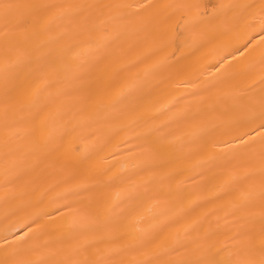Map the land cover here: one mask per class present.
<instances>
[{"label":"snow or ice","instance_id":"obj_1","mask_svg":"<svg viewBox=\"0 0 264 264\" xmlns=\"http://www.w3.org/2000/svg\"><path fill=\"white\" fill-rule=\"evenodd\" d=\"M13 7L27 10L17 28L55 9L59 12L46 20V30L56 21H68L67 30L54 41L17 47L14 59L10 55L13 49L0 55V112L6 117L19 114L30 126L34 167L59 164L71 170L77 181L70 190L74 199L63 210L73 218L70 235L74 243L69 258L35 255L36 248L28 246L29 225L19 240L13 237L10 242L4 237L0 264H264V0H247L243 5L211 0H168L163 4L119 0L67 7L0 3V15L7 18ZM237 7L243 9L248 28L243 47L225 51L211 66L218 71L227 65L222 79L193 95L211 93L259 68L258 78L232 105L247 110L249 132L223 139L229 131L207 119L220 110L214 103L153 125L173 113L184 99L168 101L166 93L171 87L190 83L182 78L190 68L186 50L200 51L214 44L224 34L221 21ZM101 8L115 12L104 22L103 31L109 34L98 40L91 20ZM161 12L162 22H173L169 29L155 48L129 59L135 50L131 37L139 35L138 26L154 22ZM239 56L253 60L244 69L229 72ZM102 127L117 134L130 131L133 139L123 143L139 142L129 150L142 156L132 170L116 171V164L107 163L118 162L115 151L100 157L111 143V138L98 135ZM85 129L87 135H83ZM69 138L84 142L83 149L80 143L71 149L78 154L76 158L67 157ZM176 146L181 158L195 160L199 171L193 179L204 180L217 199L230 198L232 215L241 229L235 237L237 247H216L209 243V234L189 239L192 232L188 229L183 239L173 238L172 229L180 221L168 216L167 200L150 195L148 185L137 181V177L167 167L171 161H165L163 154L172 149L174 155ZM21 178L6 173L7 184ZM190 251L192 255L186 256Z\"/></svg>","mask_w":264,"mask_h":264},{"label":"bare ground","instance_id":"obj_2","mask_svg":"<svg viewBox=\"0 0 264 264\" xmlns=\"http://www.w3.org/2000/svg\"><path fill=\"white\" fill-rule=\"evenodd\" d=\"M35 2L67 7L83 2L103 5L116 3L119 0H0V3L12 5H26ZM123 2L135 3L136 0H123ZM158 2L163 4L168 0H158ZM219 2L243 5L247 0H211V3ZM57 12L59 9L21 28H17V25L27 13L25 8L13 7L9 10L7 18L0 15V55H4L7 49H13L10 55L14 59L16 55L14 49L17 47H32L54 41L61 32L68 28V21L64 20L53 23L50 30L45 29L46 20ZM114 12V9L108 8H101L94 12L91 26L93 35L98 40L109 34L103 31L104 22H107ZM243 15L241 7L233 9L227 20L221 21L220 31L224 34L214 44L200 51H195L194 48L186 50L185 54L190 57L187 61L190 68L187 76L182 78L189 80L190 83L186 87L183 85L179 88L171 87L166 93L168 101L181 97L184 99H180L173 113L153 121V125H160L170 116L188 110L196 111L214 103L220 106V110L211 113L207 119L229 131L230 134L224 136L223 139H230L231 136H240L249 132L247 110L242 106L233 107L232 105L238 102L239 96L248 91L252 82L258 78L259 68H256L252 75L235 77L211 93L193 95L201 92L210 82L215 83L222 79V73L227 65L221 66L218 71L212 69L211 66L218 62L219 57L225 51L243 47L248 32L247 25L242 19ZM162 16L161 12L154 22L138 26L139 35L131 37L135 50L128 57L129 59H134L157 46L161 34L173 23L162 22ZM108 26L111 29V25ZM252 60L253 57L245 59L239 56L237 61H232L233 68L228 71L242 70ZM138 131H143V129ZM166 131L170 130L166 129ZM87 132L88 130L85 129L83 135H87ZM98 135L102 139L111 138V143L100 153V157L115 151L118 155V162L109 160L107 163L116 164V171L132 170L134 165L141 162L142 156L139 151L134 154L129 152L139 142L123 143L125 140L133 139L130 131H121L117 134L110 128L102 127ZM76 143H80L83 149V141H74L73 138L66 141L68 158L78 156L77 153L71 151ZM34 148L35 141L30 126L21 119V116L10 114L6 117L0 112V243L3 242L4 237H8L10 242L13 237L19 240L20 234L32 225V232L28 236V246L36 248L35 255L46 256L52 260H62L72 255L74 243V238L70 235L73 233V218L64 212L63 207L65 203L74 199L70 195V190L75 187L77 181L73 179L70 169L61 167L59 164L34 167L36 163V157L32 154ZM121 153L123 155H120ZM174 153L173 155L172 149H169L163 154L162 158L165 161H171L167 167L159 169L156 173H147L142 177H137L138 182L148 185L150 195H159L167 200L165 211L168 216L180 221L172 229V237L175 238L178 235L183 239L186 236L185 230L188 229L192 232L189 239L209 234L211 236L209 243L216 247L223 245L237 247L235 237L241 229L240 223L232 215L230 198L217 199L213 194V189L207 187L204 180L193 179L199 171L195 167V160L181 158L179 146H176ZM100 162L105 163L102 159ZM6 173L12 177L22 178L18 182L7 184ZM66 196L69 197L68 200L65 199ZM57 209L60 211L58 212ZM34 221L37 223H33ZM193 229L195 231H192ZM185 255L191 256L192 252L185 253Z\"/></svg>","mask_w":264,"mask_h":264}]
</instances>
